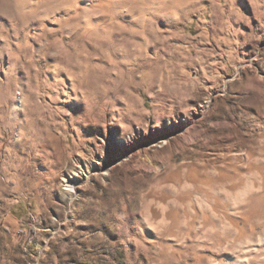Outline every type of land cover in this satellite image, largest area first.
Here are the masks:
<instances>
[{"label": "rangeland", "instance_id": "rangeland-1", "mask_svg": "<svg viewBox=\"0 0 264 264\" xmlns=\"http://www.w3.org/2000/svg\"><path fill=\"white\" fill-rule=\"evenodd\" d=\"M0 264H264V0H0Z\"/></svg>", "mask_w": 264, "mask_h": 264}, {"label": "bare ground", "instance_id": "bare-ground-1", "mask_svg": "<svg viewBox=\"0 0 264 264\" xmlns=\"http://www.w3.org/2000/svg\"><path fill=\"white\" fill-rule=\"evenodd\" d=\"M134 156V155H133Z\"/></svg>", "mask_w": 264, "mask_h": 264}]
</instances>
